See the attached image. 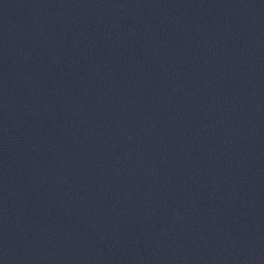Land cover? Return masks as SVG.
<instances>
[{
  "label": "water",
  "instance_id": "95a60500",
  "mask_svg": "<svg viewBox=\"0 0 264 264\" xmlns=\"http://www.w3.org/2000/svg\"><path fill=\"white\" fill-rule=\"evenodd\" d=\"M0 264H264V0H0Z\"/></svg>",
  "mask_w": 264,
  "mask_h": 264
}]
</instances>
